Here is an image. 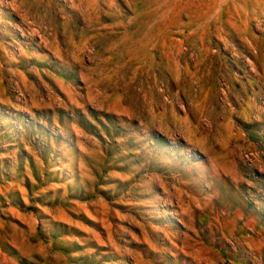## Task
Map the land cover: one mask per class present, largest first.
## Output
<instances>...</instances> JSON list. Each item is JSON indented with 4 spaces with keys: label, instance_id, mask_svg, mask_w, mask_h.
<instances>
[{
    "label": "rangeland",
    "instance_id": "rangeland-1",
    "mask_svg": "<svg viewBox=\"0 0 264 264\" xmlns=\"http://www.w3.org/2000/svg\"><path fill=\"white\" fill-rule=\"evenodd\" d=\"M127 1L0 0V264H264V0Z\"/></svg>",
    "mask_w": 264,
    "mask_h": 264
},
{
    "label": "bare ground",
    "instance_id": "bare-ground-1",
    "mask_svg": "<svg viewBox=\"0 0 264 264\" xmlns=\"http://www.w3.org/2000/svg\"><path fill=\"white\" fill-rule=\"evenodd\" d=\"M9 1V0H8ZM97 1V0H96ZM110 1V0H109ZM130 4L132 5V9L135 13V18L132 20V23L138 22L140 18H142L146 12L145 10L151 6L158 7L161 11L166 12L164 14V20L161 25L163 27L169 28V27H175L176 23L175 21H178L181 15L184 13V15H187V18L189 19V22L186 24L188 26L191 22L198 25L200 22H203L207 19V17L210 15V13L214 10L215 3L217 0H128ZM127 1V2H128ZM231 1V0H228ZM236 2H241L244 6L247 5L246 1L250 0H234ZM72 2V1H71ZM7 3V2H6ZM80 3V2H79ZM92 3V2H91ZM218 3V2H217ZM234 3V2H233ZM100 4V3H99ZM98 4V5H99ZM7 5V4H6ZM10 5V4H9ZM12 5V4H11ZM72 5V3H71ZM80 5V4H79ZM88 5V4H87ZM94 5V3H93ZM81 6V5H80ZM90 6V5H88ZM100 6V5H99ZM7 7V6H5ZM73 7V6H72ZM77 7V6H76ZM95 7V6H94ZM111 7V6H110ZM222 8L219 10V12L216 15V19L213 21L214 23L219 22L223 23V19L225 18V15L229 14V7L227 4H224L221 6ZM74 8V7H73ZM98 8V7H97ZM157 8V9H158ZM104 9V8H102ZM113 9V8H112ZM131 9V8H130ZM262 9V8H261ZM14 10V9H13ZM18 10V9H17ZM83 10V9H81ZM86 11V10H85ZM93 11V10H92ZM110 11V10H109ZM113 11V10H111ZM118 11V10H117ZM152 11V10H151ZM262 11V10H261ZM96 12V10H95ZM122 12V11H121ZM244 12V11H243ZM112 14V13H111ZM133 15V14H132ZM160 15V14H159ZM213 15V14H212ZM16 16V15H15ZM63 16V15H62ZM90 16V14H89ZM120 16V15H119ZM92 17V16H91ZM102 17V16H101ZM110 17V16H109ZM131 18V17H130ZM247 18V17H246ZM210 19V18H209ZM2 20V15L0 14V21ZM92 21V20H90ZM96 22V20H95ZM102 22V21H101ZM121 22V21H120ZM131 22V21H130ZM97 23V22H96ZM248 24V23H247ZM124 25V24H121ZM152 25V24H151ZM200 26V25H199ZM151 27V26H150ZM195 28V27H194ZM247 28V27H246ZM199 29V28H198ZM147 30V29H146ZM172 30V28H171ZM174 30V29H173ZM193 30V29H192ZM191 30V31H192ZM182 31V30H181ZM228 31V30H227ZM190 32V31H189ZM29 33V32H28ZM23 34V33H21ZM220 34V33H219ZM184 35V34H183ZM162 36V35H161ZM23 37V36H22ZM143 37V36H141ZM200 37V36H199ZM241 38V37H240ZM30 39V38H29ZM124 39V38H123ZM72 40V39H71ZM70 40V41H71ZM180 40V39H179ZM223 40V38H222ZM45 41V40H44ZM86 41V40H85ZM165 41V40H164ZM87 42V41H86ZM85 42V43H86ZM154 43V42H153ZM36 44H38L36 42ZM75 44V43H74ZM90 44V43H89ZM165 44V43H164ZM170 44V43H169ZM172 44V43H171ZM229 44V43H228ZM81 45V44H80ZM175 45V44H174ZM137 46V45H136ZM176 46V45H175ZM16 47V46H15ZM164 47V46H163ZM20 48V47H19ZM178 48V47H177ZM171 49V48H170ZM137 51V50H135ZM170 51V50H169ZM176 51V50H175ZM24 53V52H23ZM148 53V52H147ZM249 63V62H248ZM252 69V68H251ZM170 201V200H169ZM168 203V202H167ZM169 204H171L169 202ZM168 211V210H167ZM172 213V212H171ZM175 214V213H174ZM180 217V216H179ZM188 221V220H187ZM226 230V229H225ZM167 236V235H166ZM249 247V246H247ZM181 248V247H180ZM182 249V248H181ZM249 251V250H248ZM250 253V252H249Z\"/></svg>",
    "mask_w": 264,
    "mask_h": 264
}]
</instances>
